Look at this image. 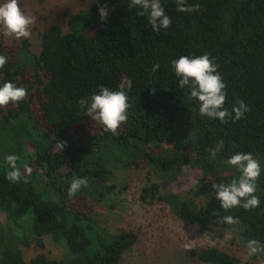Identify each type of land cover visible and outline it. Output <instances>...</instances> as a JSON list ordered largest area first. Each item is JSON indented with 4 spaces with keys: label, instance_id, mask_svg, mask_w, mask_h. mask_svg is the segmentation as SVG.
<instances>
[{
    "label": "trees",
    "instance_id": "1",
    "mask_svg": "<svg viewBox=\"0 0 264 264\" xmlns=\"http://www.w3.org/2000/svg\"><path fill=\"white\" fill-rule=\"evenodd\" d=\"M162 2L172 23L160 33L128 8V0H94L88 10L69 15L64 27L39 32L37 53L25 38L13 50L0 42V54L8 57L0 82L11 80L28 92L24 100L0 107V264H119L136 235L107 234L91 206L89 212L72 208L77 200L93 205L118 192L109 183L114 170L144 168L150 178L139 200L165 203L200 233L218 227L237 233L243 245L250 238L264 244V0H188L200 8L184 13L174 0ZM101 7L108 12L104 20ZM205 52L226 84L225 107L230 111L238 99L248 105L242 119L222 123L202 117L187 90L177 87L171 59ZM154 63L160 69L152 73ZM100 84H123L127 91L128 119L115 133L104 131L78 103ZM36 93L44 128L32 111ZM57 141L66 142L62 152L54 149ZM221 141L223 150L213 159L209 150ZM239 151L261 163L260 203L251 210H223L211 184L238 174L226 158ZM6 154L22 158V172L24 163L31 167L27 182L4 178ZM186 171L196 180L184 178ZM80 176L87 178V186L69 197L71 179ZM151 177L159 182H150ZM181 184L188 187L186 196ZM224 215L239 222L225 224ZM46 237L62 248L61 257L38 252L25 262L22 249H43ZM197 260L264 264L240 261L214 246L200 251Z\"/></svg>",
    "mask_w": 264,
    "mask_h": 264
},
{
    "label": "clouds",
    "instance_id": "2",
    "mask_svg": "<svg viewBox=\"0 0 264 264\" xmlns=\"http://www.w3.org/2000/svg\"><path fill=\"white\" fill-rule=\"evenodd\" d=\"M178 12L199 11L198 3H189L188 0H174ZM128 8L136 9L137 15L147 18V25L152 32L160 33L169 28L172 20L165 13L162 0H128ZM101 20L107 15V9L101 7L99 10ZM35 18L25 13L19 4V0H0V35L14 36L15 38H27L31 35L30 26ZM8 63V57L0 54V69ZM170 67L177 78V87L186 89L189 99L198 105V114L212 120L227 122L231 118L233 122L242 119L249 111L248 105L243 100H237L231 105V109L225 107L226 84L219 71V66L210 58L207 52L203 54L179 55L171 59ZM160 65L152 64L151 72H158ZM130 84V81L128 82ZM28 94L24 86H18L11 80L0 82V107L15 104L24 100ZM79 105L92 121L100 125L104 131L115 133L118 127L127 121L129 98L123 84L116 88L97 86V90L90 93L86 98L78 101ZM66 146L65 141H57L54 149L62 152ZM223 150V141L215 148L210 149L213 159ZM5 168V179L12 184L27 182L31 174V167L24 163L18 166L22 158L16 154L3 156ZM226 164L234 168L238 173L230 180H220L219 183L211 184L215 199L220 203L223 210L243 208L245 210L255 209L259 206L260 197L256 194L258 189V178L261 176V163L246 151L235 152L226 158ZM86 177H73L67 188L69 197L75 196L86 187ZM221 221L225 224H237L238 218L233 215H224ZM245 259L264 254V244L256 239H248L245 242Z\"/></svg>",
    "mask_w": 264,
    "mask_h": 264
},
{
    "label": "rangeland",
    "instance_id": "3",
    "mask_svg": "<svg viewBox=\"0 0 264 264\" xmlns=\"http://www.w3.org/2000/svg\"><path fill=\"white\" fill-rule=\"evenodd\" d=\"M93 2L94 0H19L21 9L35 18L30 26L31 35L25 38L31 44V50L34 53L39 51V32L52 25L64 27L69 15L88 10ZM21 39L23 38L0 35V42L12 50L20 45ZM40 101L41 95L34 94L32 111L44 128L45 123L36 109ZM144 170H114L109 183L114 184L118 192L93 205H88L83 200H77L72 205V208H78L82 212H89L91 206V214L97 225L107 234L130 231L136 235L135 243L123 253L119 264H204L197 260V254L210 246L221 249L240 261H264L261 255L245 259V247L240 236L232 230L217 227L212 232L200 233L195 226L184 224L165 203L143 204L139 200V193L150 178ZM193 176L195 173L190 171L184 174V178L194 181L196 177ZM152 181L159 182V179L151 177L150 182ZM180 188L185 189L182 192L184 196L189 193L188 187L183 189L181 184ZM190 195L195 196V192ZM0 222H4L1 212ZM38 252L44 253L49 259H58L62 255V248L46 237L43 249L34 246L22 249L25 262L28 263Z\"/></svg>",
    "mask_w": 264,
    "mask_h": 264
}]
</instances>
